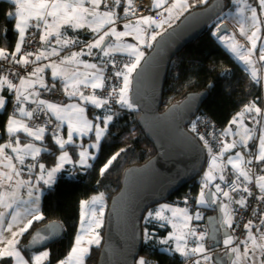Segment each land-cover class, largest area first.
<instances>
[{
  "label": "snow or ice",
  "instance_id": "snow-or-ice-1",
  "mask_svg": "<svg viewBox=\"0 0 264 264\" xmlns=\"http://www.w3.org/2000/svg\"><path fill=\"white\" fill-rule=\"evenodd\" d=\"M197 2L206 3V0H197ZM231 2L233 0H230ZM234 2L240 6L238 8L242 17L238 21L240 35L245 37L251 47L245 49L232 37L229 48L245 65L252 67V79L257 80L253 57L258 55V60L264 62V45L257 51V41L261 40L260 33L264 26V20L261 19L264 17V0H254V4H250L248 0H234ZM11 5L14 10L6 11L5 16L8 20L14 21L16 42L11 53L0 48V61H10L14 65H19L24 72L23 74L20 71L14 72L18 83L9 79L7 74L0 75V93H2L0 94V111L7 112V105L10 102L13 105V111L7 115L3 126V131L8 138L5 142L0 143V209H3L0 211V264H46L50 256L49 251H38L26 259L22 255V249L18 248L19 237L28 232L35 221L44 219L39 211V196H34V192L40 190L36 185H39L40 182L50 185L54 181L56 173L60 172L65 164L77 163L90 167L88 161L95 159V154L89 149L99 150L100 142L108 130V125L113 120V115L110 114L111 108L106 107L112 96L117 97L115 102L121 107H133L129 101L128 92L131 76L144 58V52L140 50L139 45L147 44L148 47H151L148 41H154L160 35L155 29L163 27L164 24L170 26L171 20L178 18L191 5L189 0H151V8L162 10L156 13L157 16L163 17L160 20L152 15L141 14L137 10L135 0H11ZM143 7L144 5H140L141 9ZM246 10L250 12L249 16H244ZM165 13L167 16L164 15ZM120 20L125 21L122 24L123 31H119L117 28V23ZM85 30L91 34V39L81 40L79 35L70 36L68 34ZM219 30L220 25H217V31L219 32ZM126 36H133L137 43L126 45L117 43ZM113 37L114 41L111 39ZM33 40H38L42 48L29 51L26 45ZM77 45L80 46V51L70 52L61 58L59 63L56 61L37 63L49 60L53 56H59L65 48ZM93 49L98 52L94 54ZM121 50L126 51L130 59L123 64L122 68H117L116 61L111 57L115 52ZM94 55L102 59L105 65L111 64L113 68L117 69L113 74L115 78H122V85L118 89L113 87L107 96L96 94L97 89L103 92L105 88L107 78L103 75L104 68L98 67L97 63L79 59L81 56L91 57ZM81 64L85 69L93 71L80 72L79 65ZM0 69H3V65H0ZM46 69H51L53 81L61 82L64 95L69 98H77L79 103L64 104L40 98L41 92L37 90V86L44 92L54 93L57 90L55 82L49 84L45 81ZM4 71L8 70L4 69ZM82 88H90L92 91L86 95ZM85 104L91 105L93 109H104V113L89 120L85 115ZM31 105H35V107H31ZM41 113L48 117L42 122H40ZM252 113L255 115L251 116V120L262 125L261 134L258 137L254 130L244 122L246 114ZM257 117L261 119L257 120ZM65 124L67 125L66 138L60 134L61 128ZM233 125L239 131L233 133ZM49 131L54 146H58L60 151L56 163L52 167H47L44 163L39 162L41 153L48 152L49 149L39 147L35 143L43 141L45 133ZM193 131H195V126H193ZM21 133L25 137L24 143L21 141ZM89 135L94 139L85 146L82 138ZM223 135H236L239 140L219 141L221 148L217 154H213L211 157V165L203 177V187L194 203L211 206L219 201L218 208L223 214L220 223L222 226L232 229L236 216V210L231 208L232 204L247 210L250 207L249 197L264 202V109L257 107L255 102L245 105L242 111L233 116ZM200 138L204 139L203 136ZM249 141L254 143L249 145ZM66 146H72L74 150L79 148L77 160L73 161L69 156ZM205 146H207V141H205ZM241 146L247 149L246 153L242 154L240 151H236L234 156L229 155L226 161H223L225 153ZM7 150H10L11 154ZM209 151L211 152V149ZM119 155L120 153L117 152L107 160L100 169L101 175ZM26 157L35 161V163L26 165L29 172L32 169H38L36 185H33L31 180L17 179L21 176L22 169H18L14 161L25 166ZM254 163L260 174L256 169L249 167ZM228 165L231 166L236 177L230 182L224 175ZM217 173H219V180L225 182L228 190L222 188L220 183L213 184L217 179ZM25 185H28L29 200L20 201L18 191ZM249 185L253 187H249ZM254 189L258 190L259 195L255 194ZM232 193H246L247 196L240 195L237 199ZM102 200V194L92 197L91 201H83L81 208L85 209L89 205H96ZM20 203H30L33 207H25L21 212ZM14 205L16 208L10 213L11 221L6 222L5 217L9 215L7 210L13 209ZM251 211L252 216H257L259 212V224L264 225V203L259 209L252 207ZM166 213H171V216ZM103 214V208L97 210L94 207L87 212H81L80 227L74 244L67 256L59 260L58 264H85L90 247L100 243V235L96 229L102 226ZM150 218L172 225L174 231L168 239L162 240L161 243L169 244L170 241H175L174 251L182 257L191 259L192 264H211L213 257L209 254V249L204 243L208 233L203 231L198 233L197 229L192 226L193 220L198 221L203 218L199 211L189 212L187 207L177 208L161 205L158 209L148 212L145 219L148 221ZM242 227L246 230L244 239L226 235L222 241L226 250L234 256L232 264H264V227L257 226L253 232L252 219H248ZM43 231V235L38 231L30 243H41L53 238L58 234L59 225L55 223L47 225ZM5 232L9 234L8 237L5 236ZM145 236L150 238V234L147 232ZM190 239L193 242L191 247H189ZM241 245H243V249H241ZM139 264H147V262L141 259Z\"/></svg>",
  "mask_w": 264,
  "mask_h": 264
},
{
  "label": "trees",
  "instance_id": "trees-1",
  "mask_svg": "<svg viewBox=\"0 0 264 264\" xmlns=\"http://www.w3.org/2000/svg\"><path fill=\"white\" fill-rule=\"evenodd\" d=\"M226 2L228 6L232 4L230 0H226ZM13 10L10 1L0 0V48L6 50H13L16 42L14 21L8 20L5 16L6 11ZM217 24L218 22L210 24L201 36L188 44L172 59L164 86L162 108L164 109L181 100L191 92L208 90V97L197 116L205 115L221 128H225L244 105L252 100L262 99L263 89L257 80L252 79L247 68L238 62L235 56L216 37L214 32ZM78 34L82 33L76 32V35ZM151 49L152 47L148 48L147 53ZM120 57L123 63L130 59L128 56L120 55ZM100 61L102 65H105L102 59H99ZM102 94L107 96L106 93ZM115 101L116 99L111 98L109 105L106 106L111 108L110 114L113 115V120L108 126L99 153L92 161V165L63 171L55 184L45 188L42 207L44 219L35 221L21 239L20 245L26 254L31 253L27 244L32 232L44 223L58 220L64 226V233L58 241L45 248L50 253L46 264H58L59 260L67 256L74 244L75 236L80 227L81 203L91 201V198L97 194H102L109 202L111 197L120 189L126 169L132 165L146 162L155 154L156 150L153 143L146 137L138 123L140 115L138 108L134 105L132 108L121 107ZM9 105L10 103L7 112H0V143L5 142L8 138L3 131V126L9 114ZM87 110L93 117L104 113V109H93L91 105H87ZM191 123L187 128L192 132ZM43 146L47 147L49 151L40 156L39 162L44 163L47 167H52L60 153L58 146H54L49 134ZM70 148L73 151V147ZM122 149L123 151H121ZM117 152L120 155L101 175V167ZM32 170L37 171V169ZM32 170L31 172H33ZM201 176L202 173L195 180L175 192L166 202L179 204L186 200H194L199 192ZM207 210L208 214L214 211L211 207ZM161 225L160 221L155 220L146 223L145 218L143 219V244L140 256L144 258L147 264H187L179 253L168 252L161 248L159 239L165 237L170 231L167 224H163V227ZM104 228H102V239L99 245H94L91 248L88 257L90 263L96 264L98 261L103 243ZM146 232L150 233L151 238L148 239L145 236ZM40 250L42 249L36 251Z\"/></svg>",
  "mask_w": 264,
  "mask_h": 264
},
{
  "label": "water",
  "instance_id": "water-1",
  "mask_svg": "<svg viewBox=\"0 0 264 264\" xmlns=\"http://www.w3.org/2000/svg\"><path fill=\"white\" fill-rule=\"evenodd\" d=\"M226 0H212L207 5L186 13L175 25L155 40L131 76L130 101L140 112L138 123L153 143L155 154L142 164L126 169L121 187L109 200L103 243L96 264H137L143 244V219L146 212L195 180L204 170L208 154L205 145L187 126L208 97V90L191 92L181 100L162 108L164 86L172 59L188 44L201 36L208 26L218 22L227 9ZM220 25L217 36L228 30ZM208 199V197H206ZM218 204L205 216L213 260L211 264H230L233 255L222 241L232 231L222 226L223 214ZM59 225L56 236L41 243H30L47 225ZM64 226L52 220L38 226L31 234L27 248L45 249L58 241Z\"/></svg>",
  "mask_w": 264,
  "mask_h": 264
},
{
  "label": "crops",
  "instance_id": "crops-1",
  "mask_svg": "<svg viewBox=\"0 0 264 264\" xmlns=\"http://www.w3.org/2000/svg\"><path fill=\"white\" fill-rule=\"evenodd\" d=\"M11 2V0H8ZM210 0H206V3H199L197 2V0H189L190 2V7L188 8L187 11L183 12V14L179 15L178 18H174L171 20L170 22V26L169 24H164L163 27H160V28H156L155 31L156 32H159L160 34L168 27H171L173 25H175L176 23H178V21L182 18L183 15H185L186 13L192 11L193 9H196L198 7H202L204 5H206ZM248 2L250 4H254V0H248ZM240 6L237 5L234 0L232 2V4L230 6L227 7V9L225 11H227V13H225L224 17L220 18L219 21H218V24H221L223 22H226L228 24V30L224 33H222L220 36H217L216 35V32H217V26H216V29H215V35L216 37L220 40V42L222 43L223 46H225L234 56L235 58L238 60V62H240L245 68H247V70L250 72L251 74V71H252V67L251 66H248V65H245L243 61H241L235 53H233L230 48H229V43L231 42L230 41V38L234 37L235 41L240 44V45H243L245 49L247 48H250L251 47V44L245 39L244 36H241L240 35V32H239V24H238V21H240L242 19V17L240 16L239 14V11H238V8ZM152 10L151 11H148L146 12L145 14L143 15H152L154 16V18H156L157 20H160V19H163V17H160L159 19V16L156 15L157 12H160L162 11L161 9H155V8H151ZM258 10V13H259V8L257 9ZM165 16H167V13L164 14ZM250 15V12H248L247 10L245 11L244 13V16H249ZM262 20H264V17H261ZM125 21L124 20H120L118 21L117 23V28L119 31H123L124 29L122 28V24L124 23ZM151 31V30H150ZM80 33V32H79ZM82 34H78L81 38V40H88L89 37L91 39V34L88 32V31H81ZM70 36H75L76 35V32H69L68 33ZM261 40L257 41V51L259 50V48L264 45V26H262V29H261ZM159 36V35H158ZM157 36V37H158ZM113 41L115 40V38H111ZM155 42L152 41V40H149L148 43L151 44V47L153 45V43ZM117 43H120L121 45H126V44H136L137 41L133 38V36H126V37H122L121 38V41L117 42ZM53 45H54V41H53ZM140 47V50L144 52V56L145 54L147 53V49L148 48H151V47H148L147 44H141L139 45ZM73 51H80V46L77 45V46H70L69 48H65L63 51L60 52V55L59 56H53V57H50L49 60H46V61H40V62H37L38 64H44V63H49L50 61H56L57 63H59L60 59L63 58L64 56L68 55L70 52H73ZM98 50L96 49H93V53L96 54ZM113 55H121V56H128L127 52L126 51H117L115 52ZM129 57V56H128ZM19 58V57H17ZM80 60L82 61H86V62H89V63H97L98 67H103L104 68V72H103V75L107 78V74L105 75V67L106 65H102L101 64V61L99 62V59L98 57L96 58V55L94 56H81L79 58ZM253 60L255 61V68L257 70V81L262 85V89H263V97L261 100H252L250 101L249 103H252V102H255L257 107H261L262 109H264V62H260L258 60V55L257 56H254L253 57ZM79 71L80 72H90V71H93L91 69H85L83 67V65H79ZM44 77H45V81L49 84L55 82L57 84V91H60L62 93V95L64 96L65 98V101L63 102L64 104H71V103H79V100L77 98H69L67 97L66 95H64V91H63V87H62V84L59 80L57 81H53L52 78H51V69H46L45 73H44ZM108 79V78H107ZM106 79V80H107ZM107 83V82H106ZM106 83H105V86H106ZM37 90H39L38 86H37ZM82 90L85 92V94H90L92 91L90 88L89 89H83ZM96 91H99L97 92V95H103L102 94V91L97 89ZM2 94V93H0ZM128 98L130 100V96H129V93H128ZM11 103V102H10ZM247 103V104H249ZM9 104V103H8ZM246 104V105H247ZM245 106V105H244ZM244 106L241 108L240 111L243 110ZM8 107V105H7ZM84 107L86 108V113L85 115L87 116V118L89 120H93L94 117L91 116L89 113H88V110H87V104L84 105ZM239 111V112H240ZM2 112V111H0ZM238 113V112H237ZM236 115V114H235ZM234 115V116H235ZM252 115H255L254 113L252 114H246V118H245V124L254 130V133L255 135L258 137L260 134H261V130H262V125L261 124H258L254 121L251 120V116ZM97 116V115H96ZM233 118V117H232ZM261 118L260 117H257V120H260ZM103 126V125H102ZM109 126V125H108ZM229 126V124L223 128L224 130ZM232 130H233V133L239 131V129H237L236 126H232ZM66 132H67V125L65 124L64 126H62L61 128V135L64 136L66 138ZM106 134V133H105ZM7 135V134H6ZM21 136V141L22 143L25 142V137L24 135L21 133L20 134ZM232 138V140H239V137L236 136V135H228ZM105 137V135H104ZM104 137L102 138L101 142H100V147H101V143L104 139ZM48 139V134L45 133V139L43 141H36V145L39 146V147H42L44 148L43 146V143ZM94 137H92L91 135L89 136H85L82 138V141L83 143L85 144V146L89 145L92 141H93ZM254 142L253 141H249V145H252ZM258 143V142H257ZM67 147V150H68V153H69V156L72 157L73 161L77 160L78 159V151H79V148L77 147L75 150L73 149V151H71V148L72 146H66ZM100 150V148H99ZM99 150L97 151L96 149H89L90 152L94 153L95 154V158L97 157L98 153H99ZM9 152V154H11L10 150H7ZM236 151H240L242 154L246 153L247 152V149L244 148V147H238L237 149H233L231 152L229 153H225L224 157L222 158L223 161H226L227 157L229 155H233L235 154ZM44 152L41 153V155L43 154ZM60 154V153H59ZM59 156V155H58ZM247 158V157H246ZM94 159H89L88 161V164L91 166L92 165V161ZM35 161H32L30 157H26L25 158V166H21L19 165V163L17 161H14V163L17 164V167L18 169H22V172H21V176L18 177L17 179H21V180H24V181H28V180H31L33 182V185H36V177L38 175V169L37 171H33V172H29L28 168L26 167L27 164L29 163H34ZM211 165V157L207 159V163H206V166L202 172V176L200 177V188H199V192L201 191V188L203 187V183H204V180H203V177L205 175V173L208 171L209 167ZM85 168V167H89V166H81L77 163H71V164H65L63 169H61L60 172L56 173V176H55V179L54 181L50 184V185H44L42 182L39 183V185H36L39 187V191L37 192H34V196H39V211L40 213L42 214V207H43V197H44V194H45V188L47 186H52L53 184H55V182L57 181V178L58 176L60 175L61 172L63 171H69L71 169H75V168ZM224 175L226 176V180L227 181H230L233 177V172L231 170V166L228 165L225 172H224ZM215 183H220L221 184V187L224 188L225 190H228L227 189V185L225 184V182L223 181H220L219 180V173H217V179L213 182V184ZM210 188H212V186L210 185ZM214 190V189H213ZM198 192V194H199ZM198 194L197 196L195 197L194 200H188L187 203H179V204H172V203H161L160 205H166L168 204L169 206L171 207H177V208H185L187 207L189 209V212H193V211H199L201 216L203 217L201 220H193L192 221V226L194 227L195 225H198L200 223H205L204 222V219H205V216L208 214V210L207 208H209L208 205H197L194 203V201L198 198ZM99 195V194H98ZM232 195L236 198L237 195H235L234 193H232ZM18 197L20 199V201H28L29 198H28V185H25L23 187H21L18 191ZM207 199V198H206ZM221 200H223V198L221 197ZM225 203L227 202L226 200L224 201ZM160 205H156V207H160ZM234 205L235 204H232L231 205V208L233 209L234 208ZM25 207H33L30 203L28 204H25V203H20L19 205V208H20V211L23 212L24 208ZM154 207V208H156ZM16 206L14 205L13 209H8V213L9 215H7L5 217V221L6 222H9L11 221V215L10 213L13 212L15 210ZM153 208V209H154ZM3 209H0V211H2ZM90 210V205L88 208H85V209H82V211H89ZM210 213H213V212H210ZM170 216H171V213H168ZM43 215V214H42ZM152 220V218H151ZM159 221V220H158ZM162 224H167L170 228V231L167 233V235L165 237H162L161 239H159V244L161 245V248L164 249L165 251H168V252H175L174 251V248H175V241H170L169 244H163L161 243L162 240H165V239H168L169 236L172 234V232L174 231L173 228H172V225L171 224H168L164 221H160ZM234 224H235V219H234V222H233V227H234ZM102 228L103 227H99L98 229H96L97 232H99V235H100V241L102 239ZM16 230V229H14ZM30 230V229H29ZM28 230V231H29ZM232 231V236L234 237L233 235V228L230 229ZM79 231V230H78ZM253 232H255V226L253 227ZM27 233V232H26ZM24 233V235L26 234ZM206 233H208V228H207V231ZM23 235V236H24ZM5 236L8 237L9 234L7 232H5ZM23 236L19 237V240H20V244H21V239L23 238ZM235 238V237H234ZM206 247L209 249V254L212 255V250L210 249V242L206 239L204 241ZM18 245V248L22 249V255L25 256V258H29L31 255L33 254H36L38 251H36L35 253L31 254H26V252H24L23 248L21 245ZM95 245V244H94ZM92 245L90 247V252L88 254V256L85 258V264H93V263H90L88 262V257L91 253V248L94 246ZM193 246V242L192 240L190 239L189 240V247ZM241 249H243V246H241ZM42 250H45V249H42ZM40 250V251H42ZM185 261H187V264H192V261L191 259L189 260H186L188 258H185L183 257ZM233 260H234V257H233ZM232 260V261H233ZM232 264V262L230 263Z\"/></svg>",
  "mask_w": 264,
  "mask_h": 264
},
{
  "label": "built area",
  "instance_id": "built-area-1",
  "mask_svg": "<svg viewBox=\"0 0 264 264\" xmlns=\"http://www.w3.org/2000/svg\"><path fill=\"white\" fill-rule=\"evenodd\" d=\"M135 3L137 5V10L139 12H141V14H145L148 11H151V0H135ZM140 5H144V7L141 9ZM161 16H159L160 19ZM26 48L29 51H35L37 48H42V45L39 43L38 40H33L30 44L26 45ZM9 53H11L13 50H7ZM111 59H114L117 63V68H122L123 64L126 62L122 61V58L120 57V55H113L111 57ZM127 60V59H126ZM0 65H3V69H0V75H4L7 74L9 76V79H13L14 82L18 83V79L17 77L14 75L15 71H20L21 74H23L24 70L20 68L19 65H14L12 64L10 61H0ZM4 69H7L8 71L5 72ZM116 68H113L111 64L106 65L105 67V75L107 74V83L106 86L103 90L102 93H108L109 91H111V89L113 87H116L117 89L119 88V86L122 85V78L121 79H117L115 78V76L113 75L114 72L116 71ZM39 91L41 92V99H46V100H51L52 102H57V103H63L65 101L64 96L62 95V93L60 91L55 90L54 93L52 92H44L42 89H39ZM129 91H130V87H129ZM91 92V91H90ZM99 91H96V94ZM113 99H116L117 97L115 95L112 96ZM31 107H35V105H31ZM13 111V105L12 103H10L9 105V109H8V113L11 114ZM197 116V115H196ZM48 117L45 116L43 113H41V121L47 119ZM54 119V118H53ZM193 123H191V127H192V132L201 140V142L205 145V141H207V146L206 150H207V154L210 155L212 157L213 154H217L221 148V144L219 143V141H225V142H231L232 138L230 136H225L223 135L224 129L221 128L217 123H215L213 120H211L210 118H208L205 115H199L197 116L194 120H192ZM193 126H195V131H193ZM47 134L51 135V132H46ZM203 136L204 139L202 140L200 137ZM209 149H211V152L209 151ZM249 167L254 168L257 170V173H259V169L256 167L255 163L252 165H249ZM235 175H233L232 179H235ZM230 180V181H231ZM229 181V182H230ZM249 187H253L252 185H249ZM254 192L256 195H259V192L257 189H254ZM236 196V198L238 199L240 195H245L247 196L246 193H234ZM96 196H100V195H94L93 197ZM264 202H259L256 199L249 197V204L250 207L249 209L245 210V209H240L238 205H234V210H236V216H235V224L233 227V235L235 238H239V239H244V234H246V230L243 229V224L246 223L248 221V219H252L255 229L257 226L260 227H264V225H260L259 224V212L257 214V216H252V211L251 208L255 207L257 209L260 208L261 204ZM102 207H105L103 205V203H101ZM197 229V232H206L207 231V227L204 223H200L198 225L194 226ZM243 246V245H241ZM240 246V247H241ZM189 260V259H186Z\"/></svg>",
  "mask_w": 264,
  "mask_h": 264
},
{
  "label": "rangeland",
  "instance_id": "rangeland-1",
  "mask_svg": "<svg viewBox=\"0 0 264 264\" xmlns=\"http://www.w3.org/2000/svg\"><path fill=\"white\" fill-rule=\"evenodd\" d=\"M225 13H227V11H224V13L221 15V18L222 17H224V15H225ZM169 28V27H168ZM168 28H166L165 30H167ZM164 30V31H165ZM147 55V53L145 54V56ZM144 56V57H145ZM143 60V59H142ZM141 60V61H142ZM141 63V62H140ZM130 101V100H129ZM131 102V101H130ZM211 156L210 155H208V158H210ZM99 195H101V194H99ZM101 203H103V205L105 206V207H102V206H100V205H102ZM163 203H165V202H163ZM108 204H109V202L107 201V199L106 198H104V196H103V200L101 201V202H99V203H97L96 205H90V208H96L97 210H99L100 208H103V217H102V226L101 227H105V225H106V214H107V208H108ZM160 205V204H159ZM166 205H168V204H166ZM161 206V205H160ZM154 207H156V206H154ZM154 207H152V208H150L147 212H146V215H145V217L144 218H146L147 216H148V212L149 211H154V210H156V209H158L157 207L156 208H154ZM154 208V209H153ZM166 215H168V216H170L168 213H166ZM156 219H154V218H152V220H151V218L148 220V221H146V219H145V222L147 223V222H149V223H151L152 221H155ZM156 221H158V220H156ZM150 234V233H149ZM151 238V237H150ZM149 239V238H148ZM29 250V249H28ZM30 252H31V254H33V253H35L36 252V250H33V251H31V250H29ZM42 251H44V250H42ZM141 259H144L143 257H139L138 258V260H137V264H139V261L141 260ZM187 262V261H186Z\"/></svg>",
  "mask_w": 264,
  "mask_h": 264
},
{
  "label": "clouds",
  "instance_id": "clouds-1",
  "mask_svg": "<svg viewBox=\"0 0 264 264\" xmlns=\"http://www.w3.org/2000/svg\"><path fill=\"white\" fill-rule=\"evenodd\" d=\"M205 224V223H204ZM206 225V224H205ZM207 227V226H206Z\"/></svg>",
  "mask_w": 264,
  "mask_h": 264
}]
</instances>
